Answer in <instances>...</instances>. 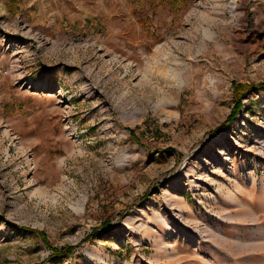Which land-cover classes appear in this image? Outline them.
<instances>
[{
    "label": "rangeland",
    "instance_id": "1",
    "mask_svg": "<svg viewBox=\"0 0 264 264\" xmlns=\"http://www.w3.org/2000/svg\"><path fill=\"white\" fill-rule=\"evenodd\" d=\"M263 80L264 0H0V264H264Z\"/></svg>",
    "mask_w": 264,
    "mask_h": 264
},
{
    "label": "trees",
    "instance_id": "2",
    "mask_svg": "<svg viewBox=\"0 0 264 264\" xmlns=\"http://www.w3.org/2000/svg\"><path fill=\"white\" fill-rule=\"evenodd\" d=\"M260 86H264V80L261 82L247 83V84L236 83L235 87H234L235 97H236L235 104H234L233 108L231 109V112L229 113V115L226 117V119L221 124L216 126L213 129V132L221 130L223 127L226 126V124H228L235 117L238 109H240L242 106L240 93H243L245 91H252V90H254ZM132 131L133 130L131 129L130 132H132ZM72 248H73L72 245H67V246H64L62 250L64 252H70ZM54 252H56V251H53V253Z\"/></svg>",
    "mask_w": 264,
    "mask_h": 264
},
{
    "label": "bare ground",
    "instance_id": "3",
    "mask_svg": "<svg viewBox=\"0 0 264 264\" xmlns=\"http://www.w3.org/2000/svg\"><path fill=\"white\" fill-rule=\"evenodd\" d=\"M165 77H167V83H171V82H174L175 84H179V75L177 74V72L176 71H174V70H170L169 68L168 69H166V71H165ZM166 80V79H165Z\"/></svg>",
    "mask_w": 264,
    "mask_h": 264
}]
</instances>
